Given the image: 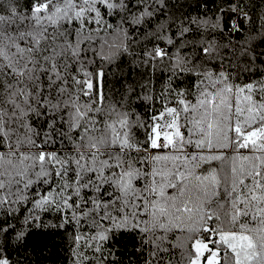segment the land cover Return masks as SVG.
<instances>
[{"label": "snow or ice", "instance_id": "1", "mask_svg": "<svg viewBox=\"0 0 264 264\" xmlns=\"http://www.w3.org/2000/svg\"><path fill=\"white\" fill-rule=\"evenodd\" d=\"M183 7L0 0V264L45 232L67 264H264L253 18L244 0Z\"/></svg>", "mask_w": 264, "mask_h": 264}, {"label": "trees", "instance_id": "2", "mask_svg": "<svg viewBox=\"0 0 264 264\" xmlns=\"http://www.w3.org/2000/svg\"><path fill=\"white\" fill-rule=\"evenodd\" d=\"M181 5H184L182 11L193 17L208 13L211 15L215 8L218 6L220 0H179ZM25 0H19L20 8L24 7ZM247 5V10L253 18L252 23H246L243 26L240 36H248L251 34L254 37L252 45L256 48L257 52L264 53V37L257 36L256 33L259 30L261 21L259 17L264 15V0H244ZM237 34H233V42L235 43V37ZM219 41V35H217ZM225 43L226 40L221 41ZM230 51V49H229ZM264 59V57H261ZM259 63V61H257ZM163 77V73H159ZM159 84V81H157ZM141 102H137L140 104ZM142 115H148V109L146 106H141L137 109ZM66 239L63 233L45 232L41 235H35L28 242V252L26 255L31 257V261H26L25 264H67V251H66ZM134 241L128 237L121 239L118 245L119 251L123 252L127 257L133 251ZM125 264H128V260L125 259Z\"/></svg>", "mask_w": 264, "mask_h": 264}]
</instances>
